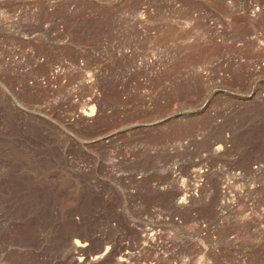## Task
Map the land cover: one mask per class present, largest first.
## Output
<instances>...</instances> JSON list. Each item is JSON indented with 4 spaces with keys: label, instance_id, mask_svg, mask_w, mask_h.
Segmentation results:
<instances>
[{
    "label": "rangeland",
    "instance_id": "1",
    "mask_svg": "<svg viewBox=\"0 0 264 264\" xmlns=\"http://www.w3.org/2000/svg\"><path fill=\"white\" fill-rule=\"evenodd\" d=\"M0 264H264V0H0Z\"/></svg>",
    "mask_w": 264,
    "mask_h": 264
}]
</instances>
